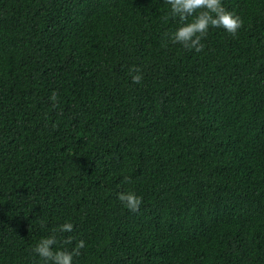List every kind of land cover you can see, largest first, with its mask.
<instances>
[{
    "label": "trees",
    "instance_id": "1",
    "mask_svg": "<svg viewBox=\"0 0 264 264\" xmlns=\"http://www.w3.org/2000/svg\"><path fill=\"white\" fill-rule=\"evenodd\" d=\"M222 3L196 52L167 0H0V264L65 221L73 264H264V0Z\"/></svg>",
    "mask_w": 264,
    "mask_h": 264
},
{
    "label": "clouds",
    "instance_id": "2",
    "mask_svg": "<svg viewBox=\"0 0 264 264\" xmlns=\"http://www.w3.org/2000/svg\"><path fill=\"white\" fill-rule=\"evenodd\" d=\"M167 4L170 14L178 17L180 22L174 31L168 33V40L196 52L204 47L201 41L209 29L221 28L234 35L243 25L241 16L226 9L222 0H167ZM141 76L139 70H135V74L131 75L132 82L138 83ZM49 99L55 106V92ZM117 198L125 208L131 211H136L142 200L141 196L133 190L122 191L118 193ZM72 230L73 224L70 221L58 224L52 229V234L41 237L35 243L32 252L41 259L42 264H73L74 257L79 254V249L85 246L84 240L76 241L71 251L53 247L57 243L55 235L57 232L63 234ZM71 241L72 237H68L67 242Z\"/></svg>",
    "mask_w": 264,
    "mask_h": 264
}]
</instances>
